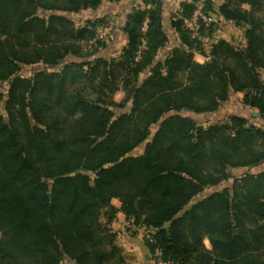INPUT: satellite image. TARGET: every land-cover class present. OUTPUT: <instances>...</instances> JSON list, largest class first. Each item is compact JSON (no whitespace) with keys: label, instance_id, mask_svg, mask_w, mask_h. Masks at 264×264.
<instances>
[{"label":"trees","instance_id":"obj_1","mask_svg":"<svg viewBox=\"0 0 264 264\" xmlns=\"http://www.w3.org/2000/svg\"><path fill=\"white\" fill-rule=\"evenodd\" d=\"M102 3L0 0V264H129L119 213L146 232L149 257L264 264V128L193 117L241 93L264 122V0L217 12L206 0L207 12L244 29L245 44L219 40L204 64L194 54L216 21L193 38V1L164 59L159 0L128 15L116 58L102 55L105 42L88 47L104 20L74 19Z\"/></svg>","mask_w":264,"mask_h":264},{"label":"crops","instance_id":"obj_2","mask_svg":"<svg viewBox=\"0 0 264 264\" xmlns=\"http://www.w3.org/2000/svg\"><path fill=\"white\" fill-rule=\"evenodd\" d=\"M162 3V25L166 36L169 38V44L166 48L159 52V58L164 59L171 49L180 46V39L173 28L172 24L174 21L182 17V6L184 4L192 3L193 0H159ZM214 3L215 11L217 12L219 7L230 0H211ZM148 7V6H147ZM247 6H244L246 8ZM146 8L145 0H103L101 7L96 11L87 10L84 12H94V18H108L110 24L113 26L112 36L106 40L107 47L102 52V55L106 57H113L117 53H121L123 48L127 45V36L124 32V26L127 22V17L135 9ZM248 8V7H247ZM246 8V9H247ZM216 25L214 31L210 36L202 38L204 43V54L195 53L194 60L199 64L206 63L208 55L211 50V45L219 40H225L230 43H236L238 45H244V29L236 26L233 22L225 21L222 18H217L215 14ZM91 18V17H89ZM84 23V22H81ZM264 81V71L261 72ZM243 94H233L231 99L224 103V107L229 105L235 113L229 112L222 116L227 120L232 115L242 116L249 120L251 125H255L264 128V122L259 117L257 110L246 107L242 104ZM234 105V106H233ZM222 108V107H221ZM220 108V110H221ZM215 114L210 115L212 118ZM257 115V116H255ZM216 116V115H215ZM263 168H257L256 171L263 170ZM117 208L120 207L116 206ZM114 230L118 233L119 245L130 253L133 257L132 264H152L149 257L147 248L144 245V235L146 232L141 229L134 228L126 220V217L119 213L116 222L113 224ZM206 242L209 241L205 240ZM209 248V245H206ZM125 251V252H126Z\"/></svg>","mask_w":264,"mask_h":264},{"label":"built area","instance_id":"obj_3","mask_svg":"<svg viewBox=\"0 0 264 264\" xmlns=\"http://www.w3.org/2000/svg\"><path fill=\"white\" fill-rule=\"evenodd\" d=\"M195 10L190 19L187 22V28L189 29L191 36L193 38H200V32L202 27H209L213 23H215V16L206 11V0H193ZM147 29V21L144 22L143 31L145 32ZM113 26L110 24L105 27L103 30L101 29L91 41V44H95L97 42H105L109 37L112 36ZM145 48V41L142 40V44L140 46V51ZM152 264H175L172 261H165L162 258L161 252L159 250H155V252L150 257Z\"/></svg>","mask_w":264,"mask_h":264},{"label":"rangeland","instance_id":"obj_4","mask_svg":"<svg viewBox=\"0 0 264 264\" xmlns=\"http://www.w3.org/2000/svg\"><path fill=\"white\" fill-rule=\"evenodd\" d=\"M247 8V7H246ZM94 13V12H93ZM92 12H82L81 13V17H80V19H74L75 20V22H76V25H82L83 23H81V22H84V20H86V19H88L89 17H91L90 19H95L93 16H94V14H93ZM103 20H104V23L101 25V26H99L98 27V29H97V31H96V34L102 29H104L105 27H107V26H109L110 25V20H108V18H102ZM78 20H80L79 22H78ZM91 41H93V39L91 40ZM91 41H89L88 43H87V46L88 47H91L92 45H95V44H91L90 42ZM105 43H107L106 41H105ZM101 51H104V49L103 50H101ZM120 55V53H117V54H115L113 57H117V56H119ZM26 77L27 76H29V73H25L24 74ZM125 97V94H124V92H122V91H119V92H117L115 95H114V100L116 101V102H120V101H122V99ZM234 106V105H233ZM222 108H221V110H219L212 118L210 117V116H207V115H194L193 117L199 122V123H201L203 126H205V127H207V126H209V124H212V123H216V122H219V121H225L224 119L225 118H222V116H224L225 114H227V113H229V112H232V113H235V110H232L231 108V106L229 105L228 107H224L223 105L221 106ZM187 115H191V114H188L187 113ZM261 168H263V167H261ZM260 168V169H261ZM260 169H258V170H260ZM241 174V172L240 173H238L237 172V175H240ZM226 185V184H225ZM223 186H224V184H223ZM211 191H212V189H211ZM208 193V192H207ZM113 204L115 205V206H119L120 205V202L118 201V200H113ZM207 244L206 245H209L208 244V242H206ZM119 244V243H118ZM209 248H210V245H209ZM126 251V250H125ZM124 251V252H125ZM125 255H126V257H127V259H128V262H129V264H132L131 263V261H132V259H133V257L130 255V253L129 252H125Z\"/></svg>","mask_w":264,"mask_h":264},{"label":"water","instance_id":"obj_5","mask_svg":"<svg viewBox=\"0 0 264 264\" xmlns=\"http://www.w3.org/2000/svg\"><path fill=\"white\" fill-rule=\"evenodd\" d=\"M255 116H257V115H255Z\"/></svg>","mask_w":264,"mask_h":264}]
</instances>
